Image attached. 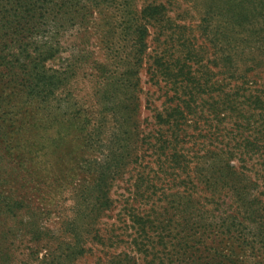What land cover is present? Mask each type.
<instances>
[{
	"label": "trees",
	"instance_id": "16d2710c",
	"mask_svg": "<svg viewBox=\"0 0 264 264\" xmlns=\"http://www.w3.org/2000/svg\"><path fill=\"white\" fill-rule=\"evenodd\" d=\"M183 2L144 0L128 12L125 65L100 93L118 123L103 157L77 165L84 175L69 223L77 258L97 251L106 264H248L245 254L264 257V0ZM128 5L0 0V163L34 161L45 149L44 131L18 125L11 109L18 92L46 101L62 84L45 66L60 30ZM105 124L90 128L85 117L84 146L106 148ZM21 204L0 197L11 214Z\"/></svg>",
	"mask_w": 264,
	"mask_h": 264
},
{
	"label": "rangeland",
	"instance_id": "374dc122",
	"mask_svg": "<svg viewBox=\"0 0 264 264\" xmlns=\"http://www.w3.org/2000/svg\"><path fill=\"white\" fill-rule=\"evenodd\" d=\"M183 1L186 6L194 0ZM143 2L129 0L126 8L101 9L88 24L77 20L67 23L54 38L59 47L56 57L45 64L63 78L58 90L46 101L26 97L23 92L14 96L17 107L11 109L14 111L11 117L18 125L42 129L45 137L41 144L45 149L34 161L21 160L19 156L0 163V197L22 202L12 214L0 206V264L108 262V255L97 251L77 258V239L70 234L69 223L75 216L77 187L84 175L77 165L103 157L110 133L118 123L107 112L112 108L102 101L101 88L107 84L112 89L113 80L122 72L125 65L121 53L125 45L122 28L130 17L128 12L140 10ZM139 77L143 89H148L147 75L141 72ZM142 111L144 116L145 109ZM85 117L90 128L106 123L103 129L107 133L100 144L106 148L84 146L78 132ZM90 246L101 249L95 243ZM255 255L245 254L242 259L248 264L264 263V257Z\"/></svg>",
	"mask_w": 264,
	"mask_h": 264
}]
</instances>
